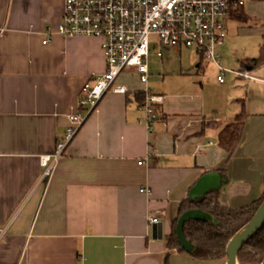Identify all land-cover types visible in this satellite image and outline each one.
Listing matches in <instances>:
<instances>
[{
  "label": "crops",
  "instance_id": "0c3cea01",
  "mask_svg": "<svg viewBox=\"0 0 264 264\" xmlns=\"http://www.w3.org/2000/svg\"><path fill=\"white\" fill-rule=\"evenodd\" d=\"M64 8L0 0V264H227L171 249L167 236L208 173L204 188L219 191L223 207L264 194V66L218 99L165 95L152 129L139 121L144 85L126 70L117 84L131 92L104 96L47 180L41 157L66 136L83 85L107 68L98 38L59 32ZM242 99L245 131L230 157L219 133ZM153 215L163 238L153 237Z\"/></svg>",
  "mask_w": 264,
  "mask_h": 264
},
{
  "label": "built area",
  "instance_id": "2783aa9c",
  "mask_svg": "<svg viewBox=\"0 0 264 264\" xmlns=\"http://www.w3.org/2000/svg\"><path fill=\"white\" fill-rule=\"evenodd\" d=\"M241 5L243 0H65L59 32L67 38H98L107 68L83 85L80 109L69 115L66 136L53 154L41 157L44 179L54 175L67 148L104 96L109 91L129 93L127 86L117 84L128 69H133L144 85L140 92L143 99L139 121L152 129L159 108L166 101L165 95L156 93L150 86L152 48L156 49L158 58L163 57L165 48L196 51L214 63L220 83H226L227 73L258 80L247 69L226 68L220 52L228 34L227 23ZM142 192L151 193V190L142 189ZM149 219L152 224L159 222L155 215ZM0 232H3L1 228Z\"/></svg>",
  "mask_w": 264,
  "mask_h": 264
},
{
  "label": "trees",
  "instance_id": "16d2710c",
  "mask_svg": "<svg viewBox=\"0 0 264 264\" xmlns=\"http://www.w3.org/2000/svg\"><path fill=\"white\" fill-rule=\"evenodd\" d=\"M264 2V0H251ZM233 19L248 22L250 15L247 13L245 5H242L234 14ZM259 56L242 60L243 67L256 70L264 66V35L260 44ZM201 67V66H200ZM218 79V76H217ZM219 82V80H218ZM220 83V82H219ZM224 84V83H221ZM141 96V95H140ZM141 99V97H140ZM242 110L237 114L233 121L225 125L219 133V143L231 157L241 144L243 139L247 110L245 100H240ZM225 170H223L224 172ZM264 200V194L261 198L253 201L249 205L240 209H230L221 206L219 203V191L212 190L204 198L197 202L190 200L184 201L179 210L178 217L174 222L173 232L167 236L168 246L171 249H177L180 252H187L181 245L176 228L180 216L189 209H201L214 217V220H189L185 224L184 232L188 240L194 245L192 252H187L195 259L200 260H220L227 258V246L231 239L249 223L258 212ZM239 264H261L264 260V226L249 240L238 256ZM165 264H170L167 257Z\"/></svg>",
  "mask_w": 264,
  "mask_h": 264
},
{
  "label": "rangeland",
  "instance_id": "374dc122",
  "mask_svg": "<svg viewBox=\"0 0 264 264\" xmlns=\"http://www.w3.org/2000/svg\"><path fill=\"white\" fill-rule=\"evenodd\" d=\"M243 5H245L246 11L250 15V21L242 22L235 19L228 21V34L225 45L220 50L223 65L233 71L245 69L242 65V60L259 56L260 44L264 35V2L243 0ZM150 57V67L152 70L150 72V74L152 73V76H150V86L156 93L166 96L183 93L203 94L210 101L220 98L227 90L236 91L235 86L242 84L241 82H236L237 80L234 78L237 76L233 73L226 74V83H219L217 79L218 69L214 63L207 61L201 54L192 49H184L182 52L175 47L165 48L164 58L160 59L157 57L156 49L152 48ZM199 62H202V65L200 68H197L196 65ZM246 69L249 70L248 68ZM254 71L257 73V70ZM126 72L125 75L129 77L133 76L132 73H128L129 70ZM251 75L253 74L251 73ZM240 78L257 80L247 77ZM138 94L141 95L140 92ZM233 119V117H229L223 122V125L231 123ZM1 240L2 238H0ZM248 264H252V262H248Z\"/></svg>",
  "mask_w": 264,
  "mask_h": 264
},
{
  "label": "water",
  "instance_id": "95a60500",
  "mask_svg": "<svg viewBox=\"0 0 264 264\" xmlns=\"http://www.w3.org/2000/svg\"><path fill=\"white\" fill-rule=\"evenodd\" d=\"M249 70L252 67L248 68ZM215 172L208 173L205 177H203L199 183L194 187L190 194V200L192 202H197L200 199L204 198L205 195L210 192L209 190L206 191L207 188H204V183L208 177L215 175ZM216 189H219L216 187ZM203 220V221H211L214 220V217L201 210V209H189L184 212L177 223L176 232L179 238V241L183 248L187 252H192L195 247L194 245L188 240L185 235L184 228L185 224L189 220ZM264 226V201L259 208L258 212L252 219L250 223H248L242 230H240L230 241L227 246V264H239L238 256L244 245L254 236L256 235L259 230ZM153 237L154 238H163V224L156 223L153 225ZM261 264H264V260Z\"/></svg>",
  "mask_w": 264,
  "mask_h": 264
}]
</instances>
